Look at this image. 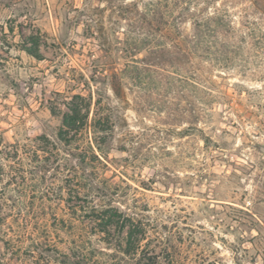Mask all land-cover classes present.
<instances>
[{"label":"rangeland","instance_id":"rangeland-1","mask_svg":"<svg viewBox=\"0 0 264 264\" xmlns=\"http://www.w3.org/2000/svg\"><path fill=\"white\" fill-rule=\"evenodd\" d=\"M66 258L264 264V0H0V260Z\"/></svg>","mask_w":264,"mask_h":264},{"label":"trees","instance_id":"trees-1","mask_svg":"<svg viewBox=\"0 0 264 264\" xmlns=\"http://www.w3.org/2000/svg\"><path fill=\"white\" fill-rule=\"evenodd\" d=\"M214 23H217L218 27H223L226 23L227 20L225 19L224 16H208L206 19H204L202 22L198 21L195 22L194 24V32H193V38H195L197 41L202 42V43H206V52L215 54L219 57L214 56V60L219 63V64H225L226 66H229L233 63H236L235 59L236 58H232L231 56L229 57L227 55V50L230 48V52H236V56L240 53V51L243 49V45L241 43H235V44H228V43H224L221 47L225 48V52L224 53H218L217 51L220 49L219 46H216V42L209 40L206 35L207 33H210L211 31H215L214 28ZM232 24V21H230V25ZM246 35L248 38L251 36H253V34H249V33H244L243 35ZM243 37V36H242ZM242 43L245 42V39L243 37L242 41H240ZM259 41H256L255 44H257ZM231 46V47H230ZM214 49H211V48ZM34 55V54H33ZM244 60V59H243ZM242 60V61H243ZM246 61V60H244ZM74 97H79L77 95H75ZM73 97V98H74ZM87 118H88V114L85 113L84 109H83V105L76 101V100H72L70 106H68V112L65 113V115L63 116V127H65V131L66 132H70L72 131L73 134H80V132H82V129L85 128V126H87ZM93 126V128H97L100 131H104V129L101 127L96 126V120H94V123L91 125ZM59 137H62V133L59 134ZM63 139V138H60ZM123 229V227H122ZM137 241V239H136ZM68 258H66L65 264H68L69 261H67ZM0 264H3L0 260Z\"/></svg>","mask_w":264,"mask_h":264}]
</instances>
